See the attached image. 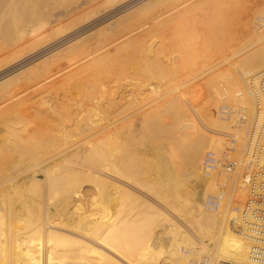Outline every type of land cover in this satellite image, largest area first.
Segmentation results:
<instances>
[{
	"label": "bare ground",
	"instance_id": "obj_1",
	"mask_svg": "<svg viewBox=\"0 0 264 264\" xmlns=\"http://www.w3.org/2000/svg\"><path fill=\"white\" fill-rule=\"evenodd\" d=\"M5 1L4 3H6V5H4L7 6L9 5L7 3L11 0ZM13 1L16 3V0ZM23 1L26 2V0H21V4ZM31 1V4H33V0H30V2ZM56 1L58 3L56 6L62 7H68L69 4L74 2V0ZM162 1L163 0H151L149 7H146L145 9L148 12L151 11L146 18L148 17L149 19H154L158 17L156 12L159 11L158 8L162 4ZM262 1L263 0H261V2ZM172 2L175 3L174 0ZM17 3L20 4L19 1ZM35 3L38 8L35 7L30 9V12H28L31 13L32 16L36 15L40 8L42 9L43 7L44 9L46 7L44 5L47 4V0H35ZM35 3L33 5H35ZM263 5L258 12L262 11L264 7ZM245 6L247 7V4ZM246 7L244 8L245 10L243 9L244 11L242 8L240 9L243 12H246ZM241 10H239L240 15L243 14ZM104 11H106V8ZM146 11H144L145 14ZM253 15H255V13ZM45 17H43L45 21L42 17H40L43 22L39 18L43 25L44 23L47 24ZM143 18L145 19V16ZM250 20V22H252V27L254 26L253 30H251V34L258 32L260 30L259 26L264 29V16L261 15L257 18L256 21L259 26L253 21V18ZM31 21L33 20L31 19ZM40 22L38 25L43 27ZM24 23L22 24L23 27ZM32 24L33 23H31V25ZM71 24L73 25V23ZM118 24L119 23H117V25ZM26 25L28 26V24ZM31 25L29 24V28H31ZM247 25L248 24H246V26L244 25L243 29L247 28V30H249L250 26ZM131 26V24L129 27L126 26L128 28L121 29L119 33L124 31L129 33L128 29ZM3 27L6 29V26ZM24 28L23 29L26 31V26ZM13 29L14 32L11 29L10 30L13 34L15 33L14 38L12 39L13 36L9 37L12 35V33H10L11 31L9 32L10 35H7L6 38H11L14 40L13 43L15 42L14 44L12 43V45L9 43V45L15 49L19 47L17 52H15L16 50H13L12 55L14 56L19 53L20 50L22 52V50L27 48L28 45L30 46L36 43V41H30L31 36H33L36 31L31 28L29 34L27 35L23 32L24 30H21L22 27H13ZM6 30H4V32H6ZM246 31H244L245 34L247 33ZM249 34L247 36H249ZM123 35H126V33ZM99 37H102V35ZM107 37L108 36H103L102 39H99L98 37L95 38L99 39L97 44L95 43V51H97V54L95 55H97V57H100L98 56L99 51H101L100 53L103 51V53L105 52L106 54L109 47H113L114 44L116 46L113 37ZM251 37L252 36L250 35L248 38ZM6 38L5 40L4 38L2 39L6 41ZM263 38L264 34L255 40L251 38L253 41L251 40L252 42L250 44L247 43L245 45V48H247V46L252 48L254 46L255 47L251 51L250 49L246 50L245 54L241 51L243 52V55H241L238 61V68L236 67L237 72L235 71L238 75L235 76V73L233 74L230 70L231 68L229 67H227L226 70L224 69L225 71L229 69L234 77V84L231 86L228 85V88L218 89L217 85L215 86L214 84L213 87L211 86L212 83L221 79L220 75H218L219 71L217 74L214 72V74L211 73V71H214L221 66L222 61L221 63L220 61H215V57H218L216 53L219 50L215 53V55H210L212 52H209V55L200 57V61H198L200 65H197V67L202 68L201 70L203 73H211L209 74V77H211L210 75H213L210 80L207 81L206 79L208 78L203 80H206L207 84L204 82V85H197V87H194L187 92H179V94L182 93V95L178 96L182 97V99L175 101L174 97V100H172L175 102H171V99L169 98V101L167 99V103L169 102L167 106L163 105L165 107L159 104L161 107L159 108L157 106V108H159V111L161 112L159 113L156 111L159 115L155 114V117H153V114L151 115L152 118H147L145 120L143 119L144 116L142 118H138L139 122L132 131L133 136L130 135V128L133 122L128 123L126 121L127 123L122 126H116L117 121L120 124V121L131 115L128 113L129 111L127 112L129 109L128 107L132 104L129 101L131 100L130 96H132L129 95L130 93L125 95L124 91L122 92L124 94L121 93V96L119 93V97L116 96L112 99L109 98V100L113 101H110L109 103L107 102V104H104L105 106L101 104V106L104 107L101 111L98 103L94 112L91 111L94 107L91 106L93 107L91 109L89 106L91 109L90 111L92 112H90L91 114L85 112L87 111L85 110L87 107L85 108V105H83L84 103L81 104L80 102V105L77 104L76 106V103L79 102L78 100L74 104L75 108L72 107L71 109L69 107L72 105H66V107L68 106L67 108L70 110L65 111L67 113L65 114L64 112L65 115L62 117L59 114L56 115L54 113V109L50 111L48 105L45 106L43 102L41 103L39 101V103L43 104L41 106L44 107V109L40 108V110L42 109L44 111V114H40L41 118H39L38 116L40 115L37 116L33 111V107L31 106L33 104L28 102L30 98L32 99L33 94H31L32 96L29 95L30 98L27 97L28 99H23L24 96L18 98L15 90L17 91V89L21 88V85L23 84L33 85L36 81L40 80L36 77L41 73L36 74V72V75L29 73V76L33 75V77L31 76L32 78L24 75L27 80L21 84H17L18 80H21V76L19 75L12 76L10 79L6 78L8 80H5L0 84V92H4L3 88L5 89L6 87H9L7 85H10V87L13 88L7 91L6 95L4 94L5 92L0 94V118L2 115L4 116L7 109H12V107L17 104L20 105L22 109L20 115L23 125L20 126L18 132L13 134L12 137L6 134L14 140L12 141L14 142L13 146H7L8 144H5V148V146L1 147L0 145L2 149L5 148V150H7L6 152H2L0 150V163L5 162L6 165H8L13 159H20L18 160L17 167L15 166V168H11L10 170H3V172L0 173V264H190V262H198V260H200V263L202 264H216L218 262L231 264L252 263V260L249 258V253L252 248H255L256 251L260 253L263 249L261 246L263 245L250 241L246 234L240 235L233 232V230L228 227V221L235 215L236 212L233 211H235V209L237 210V208L239 210L241 204L246 201V188L243 185V176L239 175L241 172L240 167L245 164L244 144L251 116V96L245 80L251 76L264 75ZM3 40L1 41L3 42ZM207 42H205L206 45L208 44ZM147 43L150 44V42ZM1 44L2 50L4 42ZM77 44H79V42ZM216 45L217 44L215 43V48ZM5 46H7L6 42ZM11 46H7V49L11 48ZM242 49H244V47ZM211 51H213V49ZM44 53L45 52H43V54ZM95 57H93V59H95ZM106 57L107 55L105 58ZM218 59H220V56ZM97 61L95 59V62L93 63H96ZM4 62L5 60L3 63ZM88 63L89 62H87V64ZM44 65L46 64L44 63ZM54 68L56 69V67ZM41 69L39 70L41 71ZM46 69L47 67L42 70ZM137 69L141 70L139 67ZM187 69L188 68H186V70ZM224 70L221 72H224ZM139 73L140 72H138V74ZM192 73L196 74V72ZM189 75L192 74L189 73ZM202 75L203 74H201V76ZM201 76H199V78ZM195 77L196 76H190L189 78L186 77V81L184 83L179 85L178 83L180 82H178V87L175 88L174 86V89L172 90L170 89L172 88L171 84L170 88L168 85L165 86L164 89L168 87L169 91H163L165 92L163 97H166L169 94L171 95L181 86L195 81ZM173 78L176 79L177 77L175 78L174 76ZM174 79L173 82L175 83ZM237 79L238 81L240 79L243 82L241 89L237 84ZM14 84L17 85L15 86ZM131 84L132 83L128 86L132 88ZM174 85H176V83ZM23 89H25V93L28 92L26 88ZM28 89L30 90V88ZM91 89L92 88H90V90ZM161 93L159 95L156 94L159 96L157 100L162 98V96L160 97ZM89 94L87 93V95ZM43 97L45 98L43 95L40 99H37L42 100ZM134 99L132 100L135 102L136 100ZM141 99L139 98V101L137 102L139 103ZM155 99L156 97L154 100ZM183 99H188L190 101L188 103L197 114L196 116L202 118L204 127L210 131L209 133L212 132L211 136L201 134L193 125L194 123L189 124V126L187 125V127L183 124L186 117H184V120L182 121L181 116L185 114L184 112H187L189 115V111L185 107ZM16 100L20 102L17 103L18 101ZM157 100H155V102ZM105 101L108 100L105 99ZM231 102H233L232 104H236L234 105L236 106L235 109L243 115L244 124H239V126L235 125L238 127H235V129H232L234 125L232 124L233 120L230 118H223L221 116L220 118L213 119L209 115V108L211 109L213 107H210L211 104L215 105V108L218 105L216 108L218 109L221 106H229V103ZM27 103L30 105H27ZM58 105L60 107V103ZM139 105H141V102ZM114 107H116V111L125 113V115L121 113V115L124 116L121 120L117 119V116L112 119L111 117L113 116L108 114ZM162 107L166 110H163ZM157 108H155V110H157ZM45 109L47 110L45 111ZM14 110L16 109L14 108ZM132 110L135 111L136 108L135 110ZM126 112L128 114H126ZM58 113H61V109ZM152 113H155V111ZM144 115H146V113ZM51 116L53 117L51 118ZM8 117L9 116L6 115V118ZM49 118L52 120L49 121ZM167 119L173 124H171L170 121V123L166 121L167 124L165 123L164 125L163 121ZM54 120L57 121V123ZM7 125H9V123H7ZM138 125H140L139 128ZM188 129L190 131L187 132ZM228 131H233V134L230 133V135ZM177 133H182L180 134L181 138H176L178 135ZM228 134L235 140L233 144L234 149H237L239 143L240 146L239 151L236 154L237 159H234L237 163V168L234 171V177L231 184L232 186H230L229 193L226 194L225 190L218 188L220 181L217 176L220 175L222 170H220L219 167H206L203 165V162H205V155H203L202 160L200 158L205 150H210L209 152H212L216 158H219V156H221L220 152L222 153L224 151L222 142H226L223 138H225L224 136ZM98 135L103 136L97 139L96 137ZM7 141H10V139H7ZM134 141L135 146L139 148L138 150L143 152V155L144 153L146 155L148 153L149 155L147 156L152 158L150 159L152 160L151 162L148 160L150 163L141 160L140 157L142 156L137 158L138 155L136 154L138 152L136 154L130 152V149L133 150L135 148H132L133 146L131 147L129 143L134 145ZM128 147H131L129 149L130 151L128 150ZM59 148H61L60 151ZM134 152L136 151L134 150ZM178 152H181L183 157L180 159V155H178L179 159L182 160L180 162H178L179 159H177ZM236 152L237 151L235 150V153ZM140 155H142V153ZM146 155L144 159H146ZM216 158L214 159V165H216ZM200 160L201 163L199 162ZM67 161H69L71 165H67ZM142 161L145 162V164L149 163L146 164L148 167H146ZM175 161L178 162L176 165L174 163ZM99 168H101V171ZM6 171L7 173L5 175ZM179 172L183 173L180 175ZM107 176L114 177L117 180L131 186L146 196V199L143 200L141 198L140 200V197L135 198L137 195L134 194V196L132 192L131 194L126 192L128 190L124 192V190H122L123 187L119 188L117 185H108L106 183H109V180L104 182L102 181L103 179L100 180L101 178H98H105ZM113 202H115L114 204L116 205L117 213L113 218H111L112 220H109V217L107 218L108 220H106L105 218L108 215L104 214L102 215L104 217H102L100 216V213L101 211H106L107 206L109 204H113ZM113 207L114 206H112L111 209ZM111 209L109 208L110 211ZM113 211L115 210L113 209ZM113 211L110 213L113 214ZM67 234H71L75 237ZM204 241L209 242L206 245L207 250L198 254L200 251H194L196 244H202Z\"/></svg>",
	"mask_w": 264,
	"mask_h": 264
},
{
	"label": "rangeland",
	"instance_id": "obj_2",
	"mask_svg": "<svg viewBox=\"0 0 264 264\" xmlns=\"http://www.w3.org/2000/svg\"><path fill=\"white\" fill-rule=\"evenodd\" d=\"M0 1H1V4H0L1 5L0 6V41L3 40L2 38H4V40H5L6 36L10 35V33H12V31L14 32L13 27L14 28L22 27L21 30H24L25 29L24 27L26 26L27 30L26 31L24 30L23 32L27 35L29 34L31 28H33L36 31L33 34V36H31V38H30V41H36V43L33 45H30V46L28 45V47L25 48L24 50H22V52L20 50L19 53L15 54L14 56L12 55L13 50L14 51L16 50L15 52H17V50L19 49V47L15 49L14 47L11 46L13 41H14L12 39L14 38L15 33L14 34L12 33V35L9 36V37L13 36L12 39L6 38L9 41L3 40L4 46H5V42H6L7 46H9V47L11 46V48H9L10 50L7 49V46H5L6 49L4 46H2V50H1V45H3L1 43H3V42L2 41L0 42V44H1L0 45V50H1L0 51V62H2V63H0V81L2 80L0 82V84L3 81L8 80L6 78L10 79V78H12V76H15V75L21 76V80H18V82H17V84L18 83L21 84L22 82L27 80L26 77L30 78L31 76L33 77V75L41 73L40 75H38L36 77L37 79H40V80L36 81L34 83L35 85L34 84L33 85L26 84L28 86L27 87L26 85L23 84V85H21V88H18L17 91L15 90L18 98L24 96L23 99H25V98L28 99L27 97L30 98V96H32L31 94H33L32 99L30 98L29 99L30 101L28 100V102L30 104H33L31 106L33 107V111H34V113H36L37 116L40 114H44V111L42 110V109H44V107L41 106L44 104L45 106L48 105V108H50V111H52L54 109V113L56 115L59 114L62 117L67 113L65 111L70 110L69 108H71V109H72V107L75 108L74 104L78 100H79V102L76 103V106H77V104L80 105L79 104L80 102H81V104L84 103L83 105H85V108L87 107V109H85L87 111H85V112H87L88 114H91L92 113L91 111L94 112V110H96L97 103L99 104L98 106H99L100 111H101V109L103 110V108H104L103 106H105L104 104H107V102L109 103L110 101H113V100H109V98L112 99L113 97H116V96L119 97L118 96L119 93H120V96L124 93H125V95L130 93L129 95H132V96H130L131 100L134 98H135L134 100H136L135 102L133 100L132 101L129 100L132 104L130 103L131 106L128 107L129 109L127 110V112L129 111L128 113L131 115H129L128 118L120 121V124L117 121L116 126H118V125L122 126L123 124H125L127 122L128 123L133 122L131 128L129 127L130 131H131L130 132L131 136H133L132 131L136 127V124L139 122L138 118H142L144 116L145 118L143 117V119L145 120L147 118H152L151 115H153V114H154L153 117H155L156 115H159V114H157L158 112L159 113L161 112V111H159V108L163 105L167 106V104L169 103V102L167 103V99H168V101L171 99L170 100L171 102L174 100V97H175V101L181 100L182 97H179V96L182 95V93L179 94V92H182V91H183V93L187 92L190 89L197 87V85L198 86L204 85V82L207 84V81L210 80V78L213 76V75H210L211 77H209V74H211V73L217 74L218 71L220 72V73L218 72V75H220L221 79L219 81H217L218 84H217V82L212 83L211 84L212 87H213V84L215 86L217 85L218 89L228 88V85L229 86L233 85L234 84L233 74L235 73V76L238 75L236 73L237 72L236 67L238 68V65H239L238 61H239L241 55H243V52L245 54L246 50L250 49V51H251L255 47L254 46L252 48V47L247 46V48H245V45L247 43L250 44L253 40H255L256 38H259L260 36H263V34H264V29L261 28L256 21L257 18L260 17L261 15L264 16V13H263L264 7H263L261 12H258L259 9H261V6L264 4V2H263L264 0L262 2H261V0H259V1L258 0H174L175 3L172 2L173 0H163L162 4L158 8L159 11L156 12L158 17L154 18V19H151V18L149 19L148 17L146 18V16L149 15V12H151V11L148 12L145 9H146V7H149V3L151 2V0H146V1L145 0H143V1L142 0H74V2L69 4L68 7H70V8L62 7V6H56V5H58L56 0H53V1L47 0L48 5L46 4L44 6H46V7L49 5L50 6L47 8L45 7L44 9H43V7H42V9L40 8L39 11L37 10L39 13L37 12V14L34 16H32V14L28 13V12H30L29 11L30 9H33L35 7L38 8L36 3H35V0H33V4L35 3V5L31 4L32 1L30 2V0H26V2L23 1L22 4H21V0H18L20 2V4L17 3L18 2L17 0H16V3L13 0H11V1H9V3H7V4H9L7 6H5L6 5V3H4L5 0H3V3H2V0H0ZM54 1H55V3H54ZM51 2H53V3H51ZM13 3H14V6H13ZM244 3L247 4V7L245 6L246 4H244ZM11 4H12V6H11ZM93 6H94V8H93ZM244 6L246 7V12H243L245 10ZM90 7H92V8H90ZM63 8H65V9H63ZM105 8H106V11H104ZM160 8H161V10H160ZM240 8H242V10L243 9L244 10L242 11ZM25 9H26V11H25ZM62 10H64L65 12ZM239 10H241L243 12V14H242L243 16L240 15ZM43 11L45 14L47 12L46 15L48 17L43 13ZM142 11L143 12L146 11V14L144 12V14H145L144 15ZM25 13H26V15H25ZM244 13H247V14H244ZM254 13H255V15H253ZM257 13H258V15H257ZM112 14H114V15H112ZM24 15L28 18H26ZM143 15L145 16V19L143 18L144 17ZM240 16H241V18H240ZM40 17H42V19H43V17H45V19L47 21L46 22L47 24L44 23L45 26L42 24L44 19L42 20ZM30 18L33 21H31ZM39 18L42 20V22H40L41 20ZM50 18H51V20H50ZM252 18H253V21L259 26V29H260L259 30L260 32L258 31V32H256L257 34L255 33L256 35L254 33L251 34V30H253V27H254V26L252 27V22H250L251 21L250 19H252ZM7 19H9V20H7ZM13 19H15V20H13ZM38 19H39V21H38ZM17 20H19V21H17ZM209 20L211 21V23ZM37 21H38V23L40 22L44 28L41 27V25H38ZM27 22H29V23H27ZM30 22L33 24L31 25ZM127 22H129V23L126 24ZM23 23H24V27L22 26ZM71 23H73V25ZM117 23H119V24L117 25ZM6 24H9V25H6ZM26 24H28V26ZM29 24L31 25L30 26L31 28H29ZM130 24L132 26L128 29L129 33L124 31V30H123L124 32L119 33V31L121 29H124V28L127 29L130 26ZM243 24L245 26H246V24H248V25L250 24L249 30H247V28L246 29L244 28L245 29L244 30ZM2 25L6 26V29H9V30H6L5 27H3ZM37 26H38V28H37ZM126 26H128V27H126ZM40 27H41V29L39 30ZM3 29L6 30L7 33H9L11 30L12 31L9 34H7L6 32H4ZM244 31H246L247 33L245 34ZM49 32L53 33V34H50ZM242 32H244V33H242ZM249 32H250V34H249ZM99 33H101V34H99ZM103 33H104V35H103ZM124 33H126V35H123ZM248 34H249V36H247ZM98 35L99 36L102 35V37L108 36L107 38L113 37L117 47L115 46V44H114L115 47L114 46L111 48L109 47L108 52H106V54H105V52L103 53V51H102V53H100L101 51H99L98 56H100V57H97V55H95V54H97V51H95V48H96L95 43L97 44L99 39H102V37H99ZM250 35L252 36L251 38H253V40L251 38H248V37H250ZM253 36H255V37H253ZM97 37L99 39H95ZM89 38H91V39H89ZM104 38H106V37H104ZM248 39H250V40H248ZM37 41H41V42H37ZM78 42H79V44H77ZM147 42H150V44ZM205 42H207L208 44L206 45ZM214 42L217 44L216 48H215ZM9 43L11 45H9ZM89 43H90V45H89ZM218 45H219V47H218ZM199 46H201V47H199ZM220 46L222 49L220 48ZM243 47H244V49H242ZM116 48H118V49H116ZM3 49H5V50H3ZM212 49H213L214 53H213V51H211ZM241 51H243V52H241ZM43 52H45L46 54L45 53L43 54ZM205 52H206V54H205ZM209 52H212L213 54L212 53L210 54ZM247 52H249V51H247ZM203 53H204V55H203ZM208 53L210 55H215V53H216V55H218V57L220 56V59H218V57H215V61L216 60H217V62L220 61V63L222 61V63H221V66L218 68L219 70L215 69L214 71H211V73L206 74V73H203V71L201 70L202 68H198L197 65H200L198 63V61H200V57H205V56L209 55ZM234 53H235V55H234ZM173 54H174V56H173ZM236 54H237V56H236ZM103 55H105V56L107 55V57L105 58V56H103ZM66 56H68V57H66ZM93 57H95L96 61L98 60L96 63H93V62H95V59H93ZM4 60H5V62L3 63ZM47 62H48V64H47ZM87 62H89V63L87 64ZM44 63L46 65H44ZM90 63H91V66H90ZM40 65L43 66L44 68L41 67ZM45 66L47 67V69L42 70V69L46 68ZM39 67H41L42 69ZM54 67H56V69ZM131 67H133V68H131ZM136 67L137 68L139 67V69H141V70H138ZM227 67L231 68L230 70L232 71L233 74H231L229 69H227V71H225ZM134 68L136 69V71ZM186 68L191 69V70H188V69L186 70ZM39 69H41V71ZM52 69H54V70H52ZM223 70H224V72H221ZM138 72H140L141 74L140 73L138 74ZM143 72H144V74H143ZM192 72H194V73L196 72V74H193ZM29 73L30 74L33 73V75L29 76L28 75ZM189 73H191L192 75H189ZM133 74L135 75V77ZM201 74H203V75L201 76ZM24 75L25 76L27 75V76L25 77ZM129 75H130V77H129ZM139 75H140V77H139ZM127 76H128V78H127ZM174 76H175V78L176 77L177 78L174 79L173 78ZM190 76H196L195 77L196 79H194L195 81L188 83L184 86H181L179 89H177L176 92H173L171 95L169 94L168 96L163 97L165 92L169 91L170 84L172 87L170 89L172 90V89H174L173 88L174 86H175V88L178 87V84L180 85V84L184 83L186 81V77L189 78ZM199 76H201V77L199 78ZM85 77H86V79H85ZM29 78H28V80H29ZM133 78H134V80H133ZM206 78H208V79H206ZM236 78H238V77H236ZM173 79L175 80L176 85H174L175 83L173 82ZM204 79H206L207 81L206 80L203 81ZM163 81H165V82H163ZM236 81H237V84L239 85V88L241 89L242 83H243L242 80L239 79V81H238V79H237ZM128 82L132 83L131 84L132 88L130 86H128L130 84ZM178 82H180V83H178ZM136 83H138V84H136ZM17 84H14V85L16 86ZM11 85H13V84H11ZM167 85L169 88L166 87L164 89V87ZM7 86H9V87L5 86L6 88L5 89L3 88V91L5 93L0 92V94L4 93L6 95L7 91H9L10 89L13 88V87H10V85H7ZM84 86H85V88H84ZM89 87L92 89L90 90ZM125 87L131 88V89H128V88L126 89ZM23 88H26L28 92L25 93L24 92L25 89H23ZM28 88H30V90ZM133 88H134V90H133ZM21 89H22L23 93H22ZM34 89H35V91H34ZM87 89H89V90H87ZM93 91H95V92H93ZM163 91H165V92H163ZM122 92H124V93H122ZM158 92H159V94L161 92L163 93V94L161 93L160 97L162 96V98H160L159 100H157V98H159V96H157V95H159ZM43 93H46V94H43ZM64 93H65V95H64ZM87 93L88 94L90 93V94L87 95ZM131 93H133V94H131ZM137 93H138V95H137ZM43 95L45 96V98L43 97L42 100H39ZM135 95H137V96H135ZM170 96H172V97H170ZM80 97H82V98H80ZM138 97L140 99L142 98L141 100H143V101L140 100L141 105H139L140 102L139 103L137 102V101H139ZM155 97H156L155 100H157L156 101L157 103L154 100ZM37 98H39V99H37ZM103 98H105L108 101H105V99H103ZM137 98H138V100H137ZM115 99H117V98H115ZM72 100L74 103L72 102ZM84 100H86V101H84ZM184 100H186V101H184ZM187 100L188 99H183V103H184L185 107L187 108V110L189 111V115L187 112H184L185 114L182 113L183 116H181V118H182L181 120L183 121L184 117H186V119L183 121L184 122L183 124L187 127V125L189 126V124L194 123L193 125L197 128V130L201 134H203L205 136H211L212 132L209 133L210 131H208L204 127L202 118L196 116L197 114L194 112L193 108H191L190 104L188 103L190 101L189 100L187 101ZM16 101H18V100H16ZM36 101H38V102H36ZM39 101L41 103L43 102V104L39 103ZM175 101H173V102H175ZM19 102L20 101H18L17 103H19ZM55 102H57V103H55ZM29 103H27V105ZM59 103H60V107L58 105ZM70 103H72V104H70ZM95 103H96V105H95ZM232 103L233 102L229 103V107H232V106L234 107V105H236V104H232ZM101 104L103 106H101ZM66 105H68V106L72 105V106L67 108L68 106L66 107ZM54 106H55V108H54ZM89 106L90 107L93 106L94 108L91 107V109L93 108L91 110L89 108ZM157 106L159 108H157ZM217 106H216V108H217ZM163 107H165V106H163ZM163 107H162V109H163ZM210 107H212L211 109L209 108L210 117L213 119L220 118L221 114L216 113V111L218 109L215 108V105L211 104ZM8 108H10V107H8ZM14 108L16 110H14ZM40 108H42V109L40 110ZM135 108H136V110H135ZM155 108H157V110H155ZM5 109H7V108H5ZM5 109H4V112H5ZM47 109H45V111ZM60 109H61V113H58ZM132 109H134L137 112L133 111ZM10 110H12V111H10ZM163 110H166V109L164 108ZM111 111H112V113H111ZM115 111H116V107L112 108V110H110V112L108 114L110 116L111 115L113 116V117H111L112 119H114L117 116V119L121 120L124 117L121 115V113H123L124 115H125V113L124 112H118V111L115 112ZM154 111H155V113H152ZM156 111H158V112H156ZM21 112H22L21 106L16 104V105H14V107H12V109L11 108L7 109L4 116L2 115V117L0 118V128H1L0 129V133H1L0 138L2 137L0 139L1 147L2 146L4 147L5 144H8L7 146H13L14 142H12V141H14V140H12L10 137H12L13 134L17 133L20 126L23 125V121H22V118L20 115ZM64 112H65V114H64ZM127 112H126V114H128ZM133 112H135V113H133ZM145 113H146V115H144ZM6 115H8L9 117L6 118ZM185 115H187V116H185ZM190 115L192 118L190 117ZM10 117H12V118H10ZM38 117L41 118V115ZM52 117L53 116H51V118ZM222 117L226 118L225 116H222ZM51 118H49V121L52 120ZM227 118H230L231 120H233L232 117H227ZM4 120H6V121H4ZM166 121L169 122L170 120L167 119V120L163 121L164 125H165ZM55 122L57 123V121H55ZM231 122H229V123H231ZM7 123H9V125H7ZM185 123H187V124H185ZM171 124H173V123L171 122ZM232 124L234 125V127L233 128L231 127V128L235 129V127L237 125L234 123V120H233ZM232 124H230V125H232ZM139 127H140V125H138V128ZM4 128H5V130H4ZM236 128H238V127H236ZM188 131H190V130L188 129L187 132ZM2 132H3V134H2ZM228 132H229V134L230 133L233 134V131H231V132L228 131ZM6 134L10 135V137L7 136ZM180 134H182V133H180ZM180 134H178L176 138H178V137L181 138ZM98 136L96 137L97 139L101 138L103 135H98ZM6 137H7V139H10V141H7ZM222 138H223V135H222ZM224 139L225 138H223V140ZM224 141H226V140H224ZM234 142H235V140H234ZM133 143H134V145L131 143H129V145H131V147L133 146L132 148H135V149L132 150V149H130L131 147L130 148L128 147V150L130 149L131 151L130 150L129 151L131 153H135V154L137 152L140 154L142 153V155L137 153L136 154V155H138L137 158L142 156L143 158L140 157L141 160H143L145 162L146 161L149 162L148 160L152 159L150 156H147L149 154L147 153V155H146L144 153V155H143V152L138 150L139 148H137V146H135V141ZM185 144H186V142H185ZM236 145H237V143H236ZM226 146H227L226 142H222V147L225 148ZM239 146H240V143H239L237 149H234V154L232 155V158H234V159H237L236 154L239 151ZM1 147H0V150L2 152L7 151V150H5L6 146L3 149ZM235 148H236V146H235ZM60 149L61 148H59V151H60ZM134 150L136 152H134ZM235 150L237 151L236 153H235ZM209 151L210 150H205L200 159L202 160L203 155L206 156L207 154H210L212 158L213 157L216 158L212 154V152H209ZM220 154L222 155L221 152H220ZM48 155H50V154H48ZM145 155L147 156L146 159H144ZM178 155H180V159L183 158L181 155V152L177 153V159H179ZM233 156H235V157H233ZM173 158H172V160H173ZM220 158H221V156H219V158H216V159H220ZM180 159L178 162L182 161ZM18 160H20V159H17V158L13 159L8 165H6L5 162L4 163L1 162L0 163V173H2L3 170H10L11 168H15V166L17 167ZM201 160L199 161L200 163H201ZM143 161H142V163H144V165H146V164H149L152 160H150V162L146 163V164ZM55 162H57V161H55ZM178 162L175 161L174 162L175 165ZM200 163H199V165H200ZM66 164L71 165L69 163V161H67ZM175 165H173V166H175ZM146 167H148V166L146 165ZM99 170L101 171V168H99ZM6 173H7V171L5 172V175H6ZM181 173H183V172H179L180 175H181ZM233 177H234V172L230 173V174H226V175L223 174L222 172H220V175L217 176V178L220 181L218 188L225 190V193L228 194L230 191V186H232L231 184H232ZM98 178L99 179L101 178L100 180L103 179L102 181H104V182L109 180V183L108 182L106 183L108 185H114V186L117 185L119 188L123 187L122 190H124V192L126 190H128L126 192H128L130 194L132 192L133 195L134 194L137 195V197L134 195L135 198L140 197L139 198L140 200H141V198L143 200L146 199V196H144L143 194L138 192L136 189L125 184L124 182L117 180L114 177L107 176L105 178L104 177H98ZM110 183H112V184H110ZM210 199H212V198H210ZM114 203L115 202H113V204H109L110 206L111 205L114 206L112 209H111L112 206L110 207L108 205L106 208V211H101L100 216L107 214L108 216H106L105 219L106 220H108V219L112 220L111 218H113L117 213V208H116V205ZM244 203L241 204V207L243 206ZM109 208L111 209V211L109 210ZM240 208H239V210H240ZM113 209L115 211H113ZM239 210L237 208V210L235 209V211H233V212H236ZM112 211H113V214L110 213ZM102 217H104V216H102ZM67 235H71V234H67ZM72 237H75V236H72ZM208 243H209L208 241H204V242H202V244H196L194 251L195 252L200 251L198 254L206 251L207 250L206 245ZM190 264H200V260H198V262L197 261H193V263L190 262Z\"/></svg>",
	"mask_w": 264,
	"mask_h": 264
},
{
	"label": "built area",
	"instance_id": "obj_3",
	"mask_svg": "<svg viewBox=\"0 0 264 264\" xmlns=\"http://www.w3.org/2000/svg\"><path fill=\"white\" fill-rule=\"evenodd\" d=\"M246 86L251 96V116L244 144L245 164L240 167V176H243V185L246 188V201L229 219L228 227L237 234H246L250 241L263 245L260 253L252 248L249 253L252 263L247 264H264V75L246 78ZM231 108L221 106L216 113L232 117L237 126L243 124L242 113L237 111L235 106ZM224 137L227 146L221 158L216 160V165H214L215 158H212L210 154L205 156L203 165L219 167L226 175L236 170L237 163L232 158L234 140L230 135Z\"/></svg>",
	"mask_w": 264,
	"mask_h": 264
}]
</instances>
